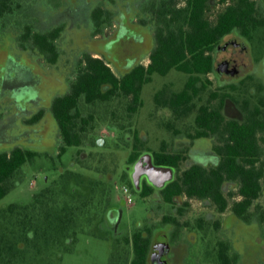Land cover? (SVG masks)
<instances>
[{
  "label": "flooded vegetation",
  "instance_id": "flooded-vegetation-1",
  "mask_svg": "<svg viewBox=\"0 0 264 264\" xmlns=\"http://www.w3.org/2000/svg\"><path fill=\"white\" fill-rule=\"evenodd\" d=\"M138 1L137 10L129 2L125 8L117 3V8L121 7L120 22L112 36H100L104 31L93 35L91 30L88 40L83 38L81 46L78 45L82 47L89 40H113L129 23L142 25L148 30L146 36L129 54L114 62L115 51L109 47L103 49L96 45L92 50L74 52L75 55L69 57V62L73 63L67 65L69 70L57 80L47 101L32 104L21 114V117L29 115L28 125L48 116L52 158H58L61 143L52 105L57 97L69 91L74 64L88 53L104 59L110 67L115 65L119 72L111 68L120 75L144 64L143 59L148 57L152 49L148 46L154 45V35L139 15L146 1ZM254 1L256 13L262 14L264 20V0ZM178 5H184L183 1ZM222 5L217 3V7ZM93 8L87 19L89 26ZM112 21L109 26L116 27L115 17ZM64 32L58 40L60 55L55 62L46 61L35 53L31 56L43 59L45 66L58 65L63 60V39L68 35ZM208 53L212 54L213 67L203 74V91L199 98L194 96L189 114L176 116L167 108L170 118L162 121L173 143L162 140L158 151L183 156L177 166L158 161L157 151H152L134 134L129 143L130 153L120 172L110 163L95 170L99 180L75 184L66 181L60 188L50 184L34 194L29 203H12L0 208V264H71L70 254L78 253L79 245L90 242L107 243L105 264H188L181 256L195 251L199 242L208 236L216 237L218 251H236L225 244L228 218L246 223L256 221L264 234V22L252 32L243 27L233 29ZM165 85L169 87L168 83ZM10 104L5 103V110L12 109ZM39 112H42L41 117L34 120ZM125 137L128 141L129 136ZM97 138L98 144L100 137ZM19 139L0 151L17 146L34 149L33 143L14 142L23 140ZM114 145L118 146L119 141ZM160 167L173 168V178L168 180L169 174ZM186 170L197 181L196 187L203 183L200 192L192 195L183 192L182 195L174 191L172 199H167L168 186ZM113 172H118L120 179L130 181L129 192H137L147 203V215L132 219L126 216L128 205L133 201L114 193ZM194 203L204 208L205 213L188 216ZM167 207L172 208V214L166 213ZM194 207L197 209L196 205Z\"/></svg>",
  "mask_w": 264,
  "mask_h": 264
},
{
  "label": "rangeland",
  "instance_id": "rangeland-1",
  "mask_svg": "<svg viewBox=\"0 0 264 264\" xmlns=\"http://www.w3.org/2000/svg\"><path fill=\"white\" fill-rule=\"evenodd\" d=\"M107 2L110 4L107 5L108 8L114 12L117 26L104 28V35L100 36L105 37L112 36L119 27L121 7L117 8V3L125 8L129 2L135 10L139 5L138 0H107ZM33 3L37 7L35 8L31 3L28 13L34 15L32 23L38 30L63 25L64 35L66 32L68 35L63 39L64 48L61 49L63 60L58 65L51 66H45L43 59L32 57L29 54L30 51L16 45L12 31L0 35V148H8L9 143L13 144V140L20 138L23 140L14 142L33 143V150L38 153L34 160L23 165L15 174L14 180L17 184L0 200V208L12 203H29L34 194L50 184L60 188L66 181L75 184L99 180L95 170L102 169L110 163H114L120 172L122 164L130 153L129 143L135 132H138L140 140L145 141V145L147 144L152 151L160 149L162 140L173 143L171 133L162 122L170 118L169 110L157 107L155 94L166 83L169 84L170 89L180 90L187 78V74L177 70H171L165 76L155 74L152 81L144 86L143 106L124 120L127 124L130 123L131 127L128 126L124 131L113 134L108 129L109 120L99 118L96 114L95 129L90 134L87 144L84 142L80 146L67 147L66 152L55 161L51 157L54 153L49 150L51 128L48 126V116L34 125H28L29 122L26 119L30 118L29 115L21 117V114L26 112L32 104L47 101L49 92L57 80L66 75L69 70L67 65L73 63L69 62L70 56L92 50L98 45L103 49L106 47L114 49L115 57L112 60L119 62L133 50L142 37L146 36L148 30L142 25L129 23L117 32L113 40L109 38L89 40L82 47H78V45L81 46L83 38L88 40L92 27L88 25L87 19L90 17L91 8L98 5L100 0H49L48 2L33 0ZM152 46H148V49L150 50ZM148 62L149 58L146 56L143 63L147 65ZM111 67L119 72L115 65ZM117 101H115L116 105H118ZM8 102L12 107L10 111L5 110V103ZM110 106L108 109H113ZM120 109L119 112L125 117V111L121 107ZM53 130L56 129L53 128ZM56 133L58 134V131ZM125 135L129 136L128 141ZM101 136L105 138L104 146L96 143V138ZM118 141L119 145H114ZM113 173L114 193L120 198L131 197L133 201L128 205L126 216L132 219L147 215V203L143 198L137 192H125L122 188L125 182L118 177V172ZM56 198L60 197L56 196ZM194 206L190 207L188 216L205 213L206 210L201 206L198 207V203H194ZM165 211L170 213L172 208L167 207ZM225 225V244L236 251H218L216 237L208 236L199 242L195 251H189L187 255L181 256V259L189 262L188 264H224L225 260H231L233 264H264V234L259 224L256 221L246 223L228 218ZM78 247L80 251L68 257L71 264H105L108 259L107 243L90 242Z\"/></svg>",
  "mask_w": 264,
  "mask_h": 264
},
{
  "label": "trees",
  "instance_id": "trees-1",
  "mask_svg": "<svg viewBox=\"0 0 264 264\" xmlns=\"http://www.w3.org/2000/svg\"><path fill=\"white\" fill-rule=\"evenodd\" d=\"M179 1L146 0L143 3L140 19L154 35L147 65L138 64L117 75L104 59L88 53L75 64L71 70L74 77L69 91L57 97L52 105L61 136L56 157L65 153L67 147L87 144L95 129L96 114L109 120L110 129L122 132L131 127L124 120L143 106L144 86L152 81L155 74L165 76L171 70L187 74L182 89L176 91L165 85L155 94L157 107L169 108L176 116H187L194 96L199 98L203 91V74L213 67L212 54L208 51H214L222 37L233 29L243 27L252 32L264 22L262 14L256 13L254 0H230L229 3L228 0H182V6L178 5ZM106 2L100 0L101 4L94 6L91 13L93 35L101 34L113 22L114 13ZM218 2L223 5L217 7ZM31 3L37 7L33 0H0V35L12 31L14 42L21 49L55 62L60 55L58 40L64 26L38 30L32 23L34 15L28 13ZM109 105L113 109H108ZM120 107L125 111V117L119 112ZM41 115L39 112L34 120ZM135 136L139 138L138 132ZM155 155L158 161L175 166L183 158L160 153V150ZM36 156L37 151L22 146L0 151V200L16 186L15 174ZM123 181L130 185L126 178ZM196 182L191 172L184 171L168 186L170 194L167 199H172L174 191H180L182 195L183 192L189 195L199 193L203 183L196 187ZM224 264L232 263L225 260Z\"/></svg>",
  "mask_w": 264,
  "mask_h": 264
},
{
  "label": "water",
  "instance_id": "water-1",
  "mask_svg": "<svg viewBox=\"0 0 264 264\" xmlns=\"http://www.w3.org/2000/svg\"><path fill=\"white\" fill-rule=\"evenodd\" d=\"M104 142H105V141H104V137H100L98 143H99L100 145H103ZM136 166H137V165H136ZM160 170H161L162 172H166V174H167V173L169 174V178H168V180H171V179L173 178V176H174V170H173V168L160 167ZM137 180H138V178H137ZM134 183H136V181H134Z\"/></svg>",
  "mask_w": 264,
  "mask_h": 264
},
{
  "label": "built area",
  "instance_id": "built-area-1",
  "mask_svg": "<svg viewBox=\"0 0 264 264\" xmlns=\"http://www.w3.org/2000/svg\"><path fill=\"white\" fill-rule=\"evenodd\" d=\"M123 190L125 191V192H129V187H128V185L127 184H123ZM127 200L128 201H131L132 199H131V197H127Z\"/></svg>",
  "mask_w": 264,
  "mask_h": 264
}]
</instances>
